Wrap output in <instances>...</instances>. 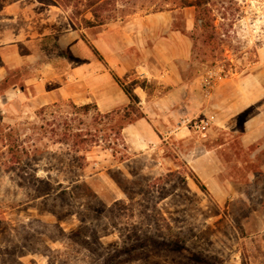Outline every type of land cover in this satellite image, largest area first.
<instances>
[{
	"label": "rangeland",
	"instance_id": "obj_1",
	"mask_svg": "<svg viewBox=\"0 0 264 264\" xmlns=\"http://www.w3.org/2000/svg\"><path fill=\"white\" fill-rule=\"evenodd\" d=\"M207 6L202 28L178 0H0V264H264V147L243 142L264 0ZM160 11L191 42L168 108L159 55L130 39ZM106 70L128 105L98 109L88 78ZM251 83L258 101L225 106Z\"/></svg>",
	"mask_w": 264,
	"mask_h": 264
},
{
	"label": "crops",
	"instance_id": "obj_2",
	"mask_svg": "<svg viewBox=\"0 0 264 264\" xmlns=\"http://www.w3.org/2000/svg\"><path fill=\"white\" fill-rule=\"evenodd\" d=\"M141 23V26L134 25L136 27V34L130 35V39L133 38V41L136 40V43H138L145 36L151 41L154 54L159 55L160 59H158V62L161 65V70L158 73H151V76L154 79L156 77L158 82L166 88L167 86L171 87V89H166L164 96L159 98L158 102L166 104L167 108L172 103H181V97L183 96L179 94L183 93L186 95L188 86L182 79L177 69V64L181 59L188 57L191 42L179 30L172 29V14L169 11H160L145 15ZM127 25L125 24L122 27L126 28ZM100 38L103 39L102 36ZM107 62L108 68L117 65L113 56H109ZM88 79L93 85L92 93L95 96L98 109L110 111L128 105L130 102L128 95L109 71H98ZM255 86L251 83L250 87H242L241 93L237 94L233 101L225 102V106L231 108L236 114L251 107L259 99L258 89L257 86L254 88ZM135 93L140 99L139 103L145 110L152 109L154 104L158 103L156 102L157 97H150L143 89L140 92L135 90ZM144 120L149 124L145 118ZM132 127L133 125H128L124 128V131L130 133ZM243 134L245 146L259 142L258 149L264 147V103L246 118ZM260 164L264 167V160Z\"/></svg>",
	"mask_w": 264,
	"mask_h": 264
},
{
	"label": "trees",
	"instance_id": "obj_3",
	"mask_svg": "<svg viewBox=\"0 0 264 264\" xmlns=\"http://www.w3.org/2000/svg\"><path fill=\"white\" fill-rule=\"evenodd\" d=\"M178 1L182 4L183 7L184 6H193L195 8L196 14H195V19L194 20H195V24L196 25H198V26L200 25V27H202V28L208 25L207 22H205L203 19H204V17L207 16V10H208V6L207 5L209 3V0H190L189 2L188 1L184 2L183 0H178ZM122 89L128 95L129 98H133V96H132L130 91H128L124 87H122ZM81 107L82 108H86L87 105H83ZM81 185H83V184H81ZM75 186H77V185H75ZM92 196L95 197L94 194ZM90 224H92L93 226H97V223L95 224L92 221L90 222ZM82 231H83V229L78 228L72 233L71 236L72 237H78L82 233ZM162 242L163 241L157 242V241L154 240L152 247L157 249V250H159L158 248L160 246L164 245ZM167 249H168V247H167Z\"/></svg>",
	"mask_w": 264,
	"mask_h": 264
}]
</instances>
